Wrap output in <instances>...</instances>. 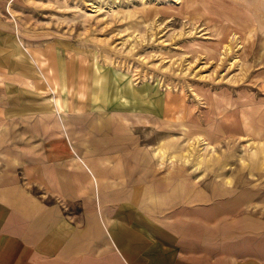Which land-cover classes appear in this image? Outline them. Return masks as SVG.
Instances as JSON below:
<instances>
[{
    "label": "rangeland",
    "instance_id": "obj_1",
    "mask_svg": "<svg viewBox=\"0 0 264 264\" xmlns=\"http://www.w3.org/2000/svg\"><path fill=\"white\" fill-rule=\"evenodd\" d=\"M74 114L168 189L197 183L218 231L264 242V0L0 2V144L29 152L37 129L70 145Z\"/></svg>",
    "mask_w": 264,
    "mask_h": 264
},
{
    "label": "crops",
    "instance_id": "obj_2",
    "mask_svg": "<svg viewBox=\"0 0 264 264\" xmlns=\"http://www.w3.org/2000/svg\"><path fill=\"white\" fill-rule=\"evenodd\" d=\"M84 118L70 145L52 130L42 142L34 129L29 152L1 139L0 264H264L262 237L229 228L224 213L225 230L202 218L197 183L177 178L168 189L152 159L92 132L98 116ZM244 192L231 205L250 202L255 191Z\"/></svg>",
    "mask_w": 264,
    "mask_h": 264
}]
</instances>
